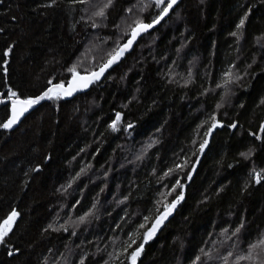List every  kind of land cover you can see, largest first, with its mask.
<instances>
[{
  "label": "trees",
  "instance_id": "obj_1",
  "mask_svg": "<svg viewBox=\"0 0 264 264\" xmlns=\"http://www.w3.org/2000/svg\"><path fill=\"white\" fill-rule=\"evenodd\" d=\"M105 2L0 0L2 96L9 88L21 98L38 95L49 79L65 83L71 75L66 69L73 65L79 73L93 71L126 40L133 21H152L161 10L153 0H113L105 17L93 16ZM245 12V25L237 30ZM81 14L87 24L78 23ZM93 23L97 27L91 29ZM100 30L112 41L108 49ZM230 65L241 79L217 88ZM262 98L264 0H180L89 90L68 100L45 101L14 129H0V220L12 209L19 214L0 243V264H127L125 254H115L129 232L142 239L151 225L144 217H155L156 202L177 179L184 184V198L145 243L137 264H192L196 256L201 257L198 264H224L227 255L217 250L224 241H240L247 255L249 244L264 234V179L256 183L251 175L264 170V138H255L264 137ZM6 112L0 104V122ZM116 112L121 120L113 131L109 125ZM212 113L220 126L199 153ZM233 122L236 126L228 127ZM129 123L133 127L127 128ZM120 143L133 155L142 152L140 160ZM249 151L247 159L240 155ZM186 158L188 167L181 173L164 175ZM87 161L95 180H85ZM103 165L112 167L107 183L97 179ZM81 193L86 195L78 199ZM91 200L99 203L101 216L93 215ZM62 214L76 215L74 236L72 221ZM142 222L145 228L138 229ZM258 252L253 249V255ZM228 264L254 262L228 256Z\"/></svg>",
  "mask_w": 264,
  "mask_h": 264
},
{
  "label": "snow or ice",
  "instance_id": "obj_2",
  "mask_svg": "<svg viewBox=\"0 0 264 264\" xmlns=\"http://www.w3.org/2000/svg\"><path fill=\"white\" fill-rule=\"evenodd\" d=\"M53 3H55V0H52ZM79 3H85V0H78ZM155 6L157 8H160V12L158 15H156L150 23L144 22L143 20L137 18L131 25H129L128 34L126 36V42L124 43H118L115 48L111 52L107 54V59L100 64L97 70L95 71H87L84 75H81L77 71V67L75 65L69 67L66 69L67 72L71 73V79L67 81V87L64 85V81H61L59 83H55L52 79H49L47 82V86L44 88L43 91L40 92V94L35 96H27L21 98L20 95L16 91H13L11 88L8 89L6 97L4 99H0V104H3L7 108L6 112V119L3 120V122H0V129L9 130L14 125L17 124V122L20 120V118L28 112L29 109H31L33 106L39 104L41 101L44 100H54V99H60L63 97L71 96L74 92L77 90H83L88 88V86L98 80L104 75L106 70H108L112 65L116 64L118 61H120L121 57L124 56L125 52H127L132 46L133 43L137 40V38L144 32H147L149 29H152L154 25L158 24L163 17L169 12L170 9L173 8V6L177 3V0H153ZM113 3V0H106L105 3H103L97 11L93 13V16L103 18L106 15V9H108ZM51 6V5H47ZM130 11V9H129ZM143 11V9H141ZM249 13L245 12L243 16L240 17L239 22L236 24V29H242L245 25V21L248 17ZM92 27H97L96 23L92 24ZM2 31V29H0ZM232 36L236 37L237 40H239V37L237 36V32H232ZM13 45H9L8 49H11ZM5 49L3 52L4 57H8L9 50ZM7 59L4 60V64H7ZM234 65H230L224 72L222 73V83H218L216 85L217 88H227V86L231 83H235L236 81H239L241 79V76L234 72ZM6 71V69H5ZM262 103H264V98H262ZM222 105L217 104V108H220ZM115 119H113L109 125V127L113 130H117V126L121 120V113L116 112ZM211 126L207 128V131L205 132V138L199 143L198 152L204 153L206 150V147L209 145V135L213 132L215 128L220 126L219 122L217 121L215 113H213L210 116ZM206 123V122H205ZM236 126L235 122L228 125L230 128H234ZM133 125L129 123L127 125V128H131ZM200 127L199 125L197 126ZM127 128L125 131H127ZM260 128L264 130V122H261ZM249 135H254V133H249ZM255 138L257 140H261L262 137L259 134H255ZM195 144L196 141H193ZM242 157L245 159L248 158L249 155H251V152L248 153H240ZM45 159H48L45 157ZM200 159L199 156H196V160L198 161ZM185 167H188L187 158L183 163H177L175 164L174 168H169L167 172L164 173L165 176L170 175L175 170H183ZM191 167L194 169L196 167L195 164H192ZM231 167V165H230ZM39 165H37L36 169L38 170ZM83 171V170H82ZM79 175V174H78ZM253 180H255L256 183H260L262 179H264V170H261L260 172H253L251 173ZM186 176L191 178L192 172H187ZM177 190H179V194L175 196L174 199H172L170 202H166L167 196L172 195ZM164 196V200L157 201V213L153 219L150 220L148 216L144 217L145 222H150L151 227L147 228L143 232L142 239H139L138 242V236L135 235L132 232L128 233V241L124 243V246L121 250V252H117L115 254L114 258H118L122 253L125 254V260L127 264H137V260L140 257L145 243L151 240L155 235L159 227L164 223V221L168 218L169 215L173 212V210L176 208V206L180 203V201L184 198V184L181 183L179 179L176 180V183L171 186L169 191L167 193L162 194ZM79 203V202H77ZM162 206V211L160 210V207ZM91 211V210H90ZM19 214L15 209H12L3 220H0V243L5 242V238L9 235V233L13 230L14 222L17 219V216ZM88 213H85V216H87ZM82 222L84 220V216H81L79 218ZM138 229H144L145 223H140L138 226ZM225 233L228 231L227 229L222 230ZM240 232V228L237 227L235 231L233 232V235L236 236ZM75 234V233H73ZM135 245V247H133ZM235 247V245H233ZM259 249V252L253 255V249ZM264 253V234H261L257 241L255 243L249 244V252L247 255L238 256L236 258V261L241 260H249L253 261L254 264L256 261H259V264H264V260H259L260 254ZM9 255H12L11 251L9 252ZM112 255V254H110ZM208 253H204V256H208ZM233 253L229 252L227 256L223 257L224 264H228V256H232ZM201 261L200 256H196L192 260V264H198V262ZM81 264H83V260L81 261ZM107 264V262H106ZM120 264H125V261H120Z\"/></svg>",
  "mask_w": 264,
  "mask_h": 264
},
{
  "label": "rangeland",
  "instance_id": "obj_3",
  "mask_svg": "<svg viewBox=\"0 0 264 264\" xmlns=\"http://www.w3.org/2000/svg\"><path fill=\"white\" fill-rule=\"evenodd\" d=\"M165 19H166V18H165ZM78 23H81L82 25H84L85 23H86V24L88 23V20H86V19H85V16H83V15L81 14V15H78ZM91 29H93V27H92ZM100 31L102 32V34H101L102 37H104L103 44H102V45H103V48H104V49H106V48L108 49V48L110 47L112 41H110V39H106L104 30H100ZM92 32H93V31H92ZM94 33H95V32H93V33L89 32L90 37H89L88 39H92ZM86 35H87V34H86ZM86 35L82 36L81 38L86 37ZM82 40H84V39H82ZM227 95H229V94H227ZM60 189H61V188H60ZM68 195H69V193H68ZM63 208H64V205L62 204L60 209H63ZM67 211H68V210H67ZM67 211H66V213H67ZM59 212H60V210H59V208L57 207V208L55 209V213L58 214ZM56 214H54V215H56ZM62 215L64 216V215H66V214H62ZM56 219L58 220V222H60V221L62 220V219H60V218H58V217H57ZM56 219H54V217H53V220H56ZM63 219H70V220L72 221V224H71V226H72L71 235L74 236V235L76 234V226H75V224H74V220H75L76 218L71 217L70 215H66V216H64ZM73 233H75V234H73ZM91 243L93 244V242H91ZM229 243H230L229 241H224V242H222V243H221L222 246H220L217 250H220L224 256L227 255L229 252H232L233 255L230 256V257L235 258V259H236L238 256H242V255H243V250H242V248H241V242H240V241H236V242L233 244V245H235V247H234L233 245H230ZM42 260L45 261V262L49 261V260H50L49 253H45V254H44V258H43Z\"/></svg>",
  "mask_w": 264,
  "mask_h": 264
},
{
  "label": "bare ground",
  "instance_id": "obj_4",
  "mask_svg": "<svg viewBox=\"0 0 264 264\" xmlns=\"http://www.w3.org/2000/svg\"><path fill=\"white\" fill-rule=\"evenodd\" d=\"M147 1V0H146ZM132 2H134V1H132ZM144 3H145V0H144ZM144 3H142V5H144ZM176 8V7H175ZM174 8V9H175ZM173 9V10H174ZM172 13V12H171ZM170 13V14H171ZM169 14V15H170ZM169 15L167 16V17H169ZM144 22H148V23H150L151 21H144ZM153 30V29H152ZM151 31V30H150ZM150 31H147V32H145V33H148V32H150ZM144 33V34H145ZM143 34V35H144ZM80 37H78V39H79ZM82 39V38H81ZM212 86V85H211ZM210 86V87H211ZM213 87V86H212ZM213 91H215L214 89H213ZM35 109V108H34ZM32 111V110H31ZM30 111V112H31ZM29 114V113H28ZM28 114H26L25 116H27ZM213 114V113H212ZM24 116V117H25ZM24 119V118H23ZM22 119V120H23ZM120 147H121V149L126 153V154H130V156L133 158V159H135V160H140V154L142 153V152H140L139 154H137V155H133V154H131V153H129V149H128V147H126V145L124 146V144L123 143H120ZM112 167H110L109 169L106 167L105 168V165H103V166H100V173H99V175L97 176V179L99 180V179H101V180H103V182H108V180H109V176H110V169H111ZM91 169H90V163H89V161H87V163H86V165L84 166V171L87 173V175H86V177H85V180H89V177L90 176H93L94 178V180L96 179V177L93 175V173L90 171ZM177 172H179V173H181V170H179V169H177ZM83 176H85V174H83ZM107 191H108V189L106 188V193H107ZM84 195H86V193H81V194H77L76 196L78 197V199H82V197L84 196ZM68 200L70 199V196H67L66 197ZM90 205H91V207H92V213H93V215H95V216H101V212L99 211L100 210V205H99V203L97 204V203H95V202H93L92 200L90 201ZM76 215L75 214H72V217H75ZM18 217V216H17ZM118 234L119 233H117L116 234V236L118 237ZM94 243H95V241H94ZM68 260H69V262H71V260H72V256L71 255H69L68 256V258H67Z\"/></svg>",
  "mask_w": 264,
  "mask_h": 264
},
{
  "label": "water",
  "instance_id": "obj_5",
  "mask_svg": "<svg viewBox=\"0 0 264 264\" xmlns=\"http://www.w3.org/2000/svg\"><path fill=\"white\" fill-rule=\"evenodd\" d=\"M179 1L180 0H177V3L173 6V8L172 9H170L169 10V12L165 15V17H163L162 19H161V21L158 23V24H156V25H154L153 26V28L152 29H154L156 26H158L165 18H167V16L173 11V9L176 7V5L179 3ZM148 23V22H147ZM152 29H149L148 31H150V30H152ZM145 33V32H144ZM144 33H142L138 38H137V40L144 34ZM137 40L133 43V46H134V44L137 42ZM124 42H126V40L124 41ZM123 42V43H124ZM122 44V43H121ZM133 46L127 51V52H125V54H124V56L123 57H121V59H120V61L126 56V54H128V53H130L131 52V50H132V48H133ZM120 61H118L116 64H118ZM116 64H114V65H116ZM114 65H112L108 70H106V72L104 73V75L114 66ZM98 68H96V69H94L93 71H95V70H97ZM81 75H84L85 73H80ZM103 75V76H104ZM102 76V77H103ZM102 77L100 78V80L102 79ZM71 79V75L68 77V79H67V81L68 80H70ZM67 81L64 83V85H65V87H67L68 85H67ZM56 83H59V82H56ZM91 87V84L88 86V88H86V89H83V90H77L76 92H74L71 96H68V97H63L62 99H64V100H68V99H71V98H73L74 96H76L77 94H79V93H83V92H86L87 90H89V88ZM0 99H4V97L2 96V94L0 93ZM45 101H48V100H44V101H41L39 104H37V105H35V106H33L31 109H29L28 110V112H26L21 118H20V120L17 122V124L16 125H14L11 129H14L15 127H17V125L21 122V120L24 118V116L26 115V114H28V113H30V111L31 110H33L34 108H36L38 105H40V104H42L43 102H45ZM3 105V104H2ZM7 118V117H6ZM5 118V119H6ZM182 201V200H181ZM180 201V202H181ZM180 204V203H179ZM178 204V205H179ZM177 205V206H178ZM176 206V207H177ZM174 211H175V209L173 210V212L171 213V215H169L168 216V218L164 221V223L159 227V229L157 230V232H156V234L158 233V231L163 227V225L165 224V222H167V220L174 214ZM150 227H151V225H150ZM147 243V242H146Z\"/></svg>",
  "mask_w": 264,
  "mask_h": 264
}]
</instances>
